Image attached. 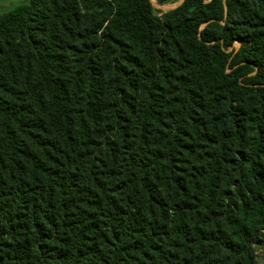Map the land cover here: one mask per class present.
<instances>
[{
	"label": "trees",
	"instance_id": "1",
	"mask_svg": "<svg viewBox=\"0 0 264 264\" xmlns=\"http://www.w3.org/2000/svg\"><path fill=\"white\" fill-rule=\"evenodd\" d=\"M0 264H264V0L0 13Z\"/></svg>",
	"mask_w": 264,
	"mask_h": 264
},
{
	"label": "rangeland",
	"instance_id": "2",
	"mask_svg": "<svg viewBox=\"0 0 264 264\" xmlns=\"http://www.w3.org/2000/svg\"><path fill=\"white\" fill-rule=\"evenodd\" d=\"M24 0H0V13H3L5 11H8L10 9H12L13 7H15L18 3L22 2ZM183 0H176L172 3H168V4H158L156 0H153L154 6L157 9V12L159 14H162L163 12L173 9L176 6H178ZM238 45V43L236 44Z\"/></svg>",
	"mask_w": 264,
	"mask_h": 264
}]
</instances>
